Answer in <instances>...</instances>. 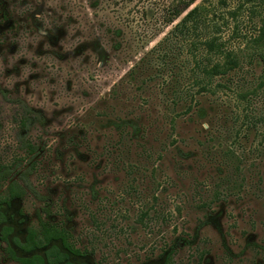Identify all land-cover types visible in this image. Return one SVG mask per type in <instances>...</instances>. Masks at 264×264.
I'll return each mask as SVG.
<instances>
[{
	"label": "rangeland",
	"instance_id": "rangeland-1",
	"mask_svg": "<svg viewBox=\"0 0 264 264\" xmlns=\"http://www.w3.org/2000/svg\"><path fill=\"white\" fill-rule=\"evenodd\" d=\"M93 1L0 0L3 163L30 161L14 100L46 121L30 133L46 200L13 202L14 237L41 216L69 230L77 263L264 264V0L195 3L241 65L206 92L197 38L159 47L173 0ZM0 264H18L5 244Z\"/></svg>",
	"mask_w": 264,
	"mask_h": 264
},
{
	"label": "trees",
	"instance_id": "trees-1",
	"mask_svg": "<svg viewBox=\"0 0 264 264\" xmlns=\"http://www.w3.org/2000/svg\"><path fill=\"white\" fill-rule=\"evenodd\" d=\"M116 1L124 4L136 2V0ZM197 1L173 0L172 11L166 22L172 24L179 18L181 20L178 24H175L173 30L159 44V47L162 45L170 47L173 39L178 36L184 40L186 37L194 36L197 38V41L191 43L189 50V55L194 63L191 72L194 77L196 75L202 76V79L198 77L197 84L205 81L200 88L206 92L212 78L227 77V80L230 81V75L240 69L241 65L238 56L228 50L226 43L219 35L221 29L214 23L216 13L213 12L212 14L203 5L195 6ZM221 2L226 4V0H221ZM92 4L93 6H98L99 1L94 0ZM121 33V29H116V36L120 37ZM119 46L117 44L115 47L119 48ZM218 88L229 90L230 86L219 84ZM2 90L0 87V92L6 95ZM14 102L20 108V114L17 119L21 130L18 136L20 150L29 156L30 161L26 169L19 171L20 165H6L0 155V192L2 191L0 201L9 203L14 200H23L28 194L34 195L38 200H46V197L39 195L31 182V176L35 171L34 158L38 155L40 148L30 139L31 130L35 126H44L46 121L42 113L34 110L25 101L14 100ZM203 116L204 114H199V117ZM14 175H18L23 184L15 180ZM44 212L47 216L50 215L48 209H44ZM5 222V215L0 213V244L1 242H6L12 232V229L5 225ZM68 231L66 228L57 226L38 216V226L28 227L24 240L17 237L13 239L14 245L20 247L25 254L22 256L17 255L10 245L7 246L6 253L18 264H76L70 261V255L80 257L85 256V252L74 247L71 243L72 235ZM166 258L164 264H170L169 256Z\"/></svg>",
	"mask_w": 264,
	"mask_h": 264
},
{
	"label": "flooded vegetation",
	"instance_id": "flooded-vegetation-1",
	"mask_svg": "<svg viewBox=\"0 0 264 264\" xmlns=\"http://www.w3.org/2000/svg\"><path fill=\"white\" fill-rule=\"evenodd\" d=\"M0 193H2V191ZM13 202H15V200L11 201L9 203L6 202V201H0V213L4 214L5 217H6L5 225H7L8 227H10L12 229L11 230L12 231L11 234L8 236V240L6 242H1L0 246L2 244H5L6 245V249H7V246L10 245L17 255H21L22 256V255L25 254V252L20 247H18L17 245H14V243H13V239L15 238L14 236H15V234L17 232L16 231V226H15V223H14V218L12 217V219H11L8 216V211L12 208ZM26 230H27V228H26ZM19 239H22V238H19ZM80 257H84V256H80ZM80 257L79 256H75V255H70V258H71L70 261L73 262V263L78 264L77 262H75V259L80 258Z\"/></svg>",
	"mask_w": 264,
	"mask_h": 264
}]
</instances>
